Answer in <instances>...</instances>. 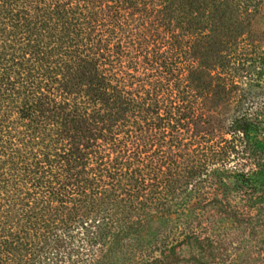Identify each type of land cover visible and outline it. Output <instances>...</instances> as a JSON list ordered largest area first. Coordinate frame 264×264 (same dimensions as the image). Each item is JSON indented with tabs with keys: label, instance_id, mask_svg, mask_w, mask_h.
I'll list each match as a JSON object with an SVG mask.
<instances>
[{
	"label": "trees",
	"instance_id": "1",
	"mask_svg": "<svg viewBox=\"0 0 264 264\" xmlns=\"http://www.w3.org/2000/svg\"><path fill=\"white\" fill-rule=\"evenodd\" d=\"M252 1L0 0V264H209L195 210L264 215L211 76Z\"/></svg>",
	"mask_w": 264,
	"mask_h": 264
},
{
	"label": "rangeland",
	"instance_id": "2",
	"mask_svg": "<svg viewBox=\"0 0 264 264\" xmlns=\"http://www.w3.org/2000/svg\"><path fill=\"white\" fill-rule=\"evenodd\" d=\"M250 5H253L249 10L251 15L242 11V19L248 21V25H244L241 42L230 47L235 50V56L230 59L231 53L226 54L228 46L224 45L221 55L228 58L222 57L221 63L212 60L211 76L212 90L215 79H221L222 93L227 99L224 106L248 114L260 125L261 129L251 134L247 146L241 143L239 157H232L227 166L252 173L264 164V0H254ZM226 180L230 188L236 184L231 178ZM237 185H241L242 190L225 199L237 208L235 216L218 213L214 207L206 215L199 210L193 212L196 223L205 229L204 235L209 239V264H264V215L248 203L246 184Z\"/></svg>",
	"mask_w": 264,
	"mask_h": 264
}]
</instances>
